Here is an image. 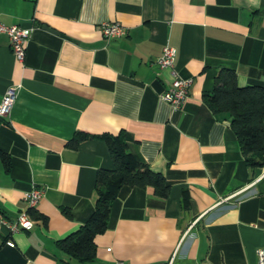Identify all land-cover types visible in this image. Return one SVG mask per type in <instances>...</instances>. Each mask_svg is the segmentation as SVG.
Segmentation results:
<instances>
[{
  "label": "crops",
  "instance_id": "crops-1",
  "mask_svg": "<svg viewBox=\"0 0 264 264\" xmlns=\"http://www.w3.org/2000/svg\"><path fill=\"white\" fill-rule=\"evenodd\" d=\"M0 21L30 28L22 62L0 33V104L15 90L0 116V264H257L264 167L247 165L202 92L223 68L239 86L264 85V0H0ZM102 21L125 34L105 38ZM165 44L192 79L178 110L160 98L173 80L157 64ZM77 132L88 136L73 142ZM104 133H122L170 192L123 186L95 257L82 261L58 241L90 216L96 173L113 167ZM33 186L43 189L33 225L10 232Z\"/></svg>",
  "mask_w": 264,
  "mask_h": 264
},
{
  "label": "trees",
  "instance_id": "trees-1",
  "mask_svg": "<svg viewBox=\"0 0 264 264\" xmlns=\"http://www.w3.org/2000/svg\"><path fill=\"white\" fill-rule=\"evenodd\" d=\"M202 99L215 115L229 119L247 165L264 167V85L239 86L235 71L223 68L215 77L211 90L202 92ZM85 136L88 134L77 132L73 142ZM98 137L105 141L113 167L101 168L96 173V198L90 216L78 229L58 241L64 252L82 261L95 257V237L106 231L111 204L123 186L150 187L161 198L170 192L163 174L129 152L122 133H104ZM0 156L8 165L9 157L3 152ZM189 200V191L184 189L181 197L184 209L189 208ZM32 209L27 208V213Z\"/></svg>",
  "mask_w": 264,
  "mask_h": 264
},
{
  "label": "built area",
  "instance_id": "built-area-1",
  "mask_svg": "<svg viewBox=\"0 0 264 264\" xmlns=\"http://www.w3.org/2000/svg\"><path fill=\"white\" fill-rule=\"evenodd\" d=\"M102 35L109 39L125 34L126 30L119 22L102 21L99 23ZM0 33H5L9 39L10 49L14 57L22 62L25 59L26 44L30 33L29 27H23L18 24H5L0 21ZM175 49L169 44H165L162 48L161 55L157 59L160 68H169L173 76L172 83L169 88L165 89L160 98L166 102L172 110H178L184 104L189 96V89L192 82L191 78H184L178 75L174 67ZM15 90L13 87L8 88L3 96L0 104V116H4L10 110ZM43 193V189L33 186L25 193L24 200L29 208L34 207L39 197ZM33 225L27 211H21L20 214L12 222H9L8 228L10 232L19 229H29ZM6 244L13 246L12 240H7ZM257 264H264V246L256 251Z\"/></svg>",
  "mask_w": 264,
  "mask_h": 264
},
{
  "label": "water",
  "instance_id": "water-1",
  "mask_svg": "<svg viewBox=\"0 0 264 264\" xmlns=\"http://www.w3.org/2000/svg\"><path fill=\"white\" fill-rule=\"evenodd\" d=\"M46 28L49 29V30H51V31H53V32H55V33H57L55 30H52L51 28H49L47 26H46Z\"/></svg>",
  "mask_w": 264,
  "mask_h": 264
}]
</instances>
